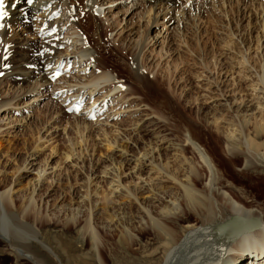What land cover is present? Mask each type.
Here are the masks:
<instances>
[{
  "label": "rangeland",
  "instance_id": "rangeland-1",
  "mask_svg": "<svg viewBox=\"0 0 264 264\" xmlns=\"http://www.w3.org/2000/svg\"><path fill=\"white\" fill-rule=\"evenodd\" d=\"M148 1L98 0L95 11L91 10L94 11L93 14L88 13L89 21L85 17L75 18L83 26L88 27L86 36L91 45L87 52H90V55L101 56L102 61L108 65L105 69L109 71V77H113L114 80L111 83L105 82L101 85L102 89L93 88L94 91H91L90 86H85L86 88L82 90L86 91L84 95H88V101L91 94L93 107L95 105V110H98L96 118H88L85 116L86 112L73 115L64 108V97L61 96L62 93L71 90L68 93L72 97L73 93L78 91V87H81L79 85L74 87L75 83L90 80L94 74L101 75L102 69L97 68L96 64L86 68L83 63L77 61L79 66L71 72L58 81L43 85L34 93L29 91L30 85L8 82L3 77L4 73L0 72L2 80L0 102L9 101L24 92L23 96L13 101L12 106L0 109V142L3 145V148H0V175L7 171L12 176L23 162L34 163L28 171L21 170L20 173L25 174L22 179L23 187L19 188L21 190L15 193V197L32 196L33 199H38L42 196L45 200L44 233H40L35 223L32 225L33 229L41 235H38V239L25 238V241L38 247L37 257L46 264H83V260H86L87 264H146L145 257L151 258L153 250L163 249L166 241L158 239L156 232H152L154 229L151 228L148 211L154 219L161 220L164 215H168L169 218L179 216L180 209L183 208L180 205V190L176 188L178 184L168 178L163 171H154L151 168L157 163L160 167H167L169 172L180 169L179 174L185 176L181 177L182 182H187L189 166L187 162L181 161L184 157L174 151L179 146L170 149L169 143L164 144L165 151L160 153L155 147V142L163 137L171 139L178 136L182 146L189 150L187 158L191 159V153L194 151L195 164L208 168L193 150L192 143L187 140L189 133L185 123H193L200 127L198 130L200 139L205 141L206 146L214 152L218 161H221V168L232 174L233 181L230 180L229 184L234 185L237 190L243 186L240 179L234 175L239 169L228 162L225 144L211 138L207 128L201 125L198 115L202 113V116H207L210 112L213 114L207 118L213 120L216 114L220 118L219 122L223 120L224 128L233 121L243 120V116L252 121L264 120V92L261 90L262 84H259L261 76L264 78V13H261L264 0H247L248 3L253 1L248 7L238 3V0L218 2L179 0L175 7L168 9L164 5H159V8L152 10ZM87 3L89 4V0ZM231 3L239 4V9L243 12L242 17L241 13L239 17L230 12ZM84 5L85 2L82 0L76 10L88 12ZM61 10L63 14L64 9L60 8L51 15L54 16L52 17L54 21L64 28L62 32L64 37L62 34L60 37L58 35L62 45L58 48L59 53L55 58L69 57L70 60H74L77 54L74 53L76 44L73 42L77 37L72 36L74 30L65 17L63 15L59 17ZM41 15L40 13L38 17L28 18L26 23L19 19L10 20L7 26L11 31L9 37L13 39L21 37L25 42L36 45L35 48L38 50L43 43L40 40L45 36L41 33V28H46L45 24H48L41 21ZM93 15H100L101 22L107 27L100 40L95 33L96 27L99 26V18H93ZM86 36L79 38L86 40ZM224 43L228 44V48ZM77 46L79 49L80 45ZM118 46L122 47L120 52L116 50ZM7 50L6 45L5 52ZM41 51L43 50L39 49V52ZM135 53L137 57L139 56L141 65L139 75L141 74L148 83L146 86L139 83L136 71L132 67ZM221 60L225 66L231 63L232 68L226 66L224 71H219L221 69L215 65ZM56 63L54 62V65ZM3 70H6V67ZM26 72L31 74V71ZM115 82H118L119 89L114 87L111 90ZM216 82L221 86V92L216 90ZM32 84L41 86L43 83L35 78ZM241 84L242 92L233 94L232 90ZM70 85L72 87H69ZM131 89L134 94L131 93ZM222 90L226 97L222 96ZM186 93H189L190 98L185 99ZM228 98L231 99L229 102L226 101ZM190 106H194L193 109ZM242 108H245L243 109L245 111L240 112ZM212 132L221 135L215 126ZM115 141H119L121 147L115 144ZM122 151L130 163L126 169L118 168V174L122 173L126 185L125 187L120 185L118 188L116 182L111 186L107 185L114 175L106 177L103 172H106L105 169L109 165L111 167L108 169L115 172L117 164L119 167L122 162L120 158ZM66 156L69 158H65ZM134 162L138 163L137 167ZM112 164L116 165L115 169H113L115 165ZM139 166L143 177L129 178V174L136 173ZM38 171H43L41 177ZM210 172L217 173L215 168ZM18 174L19 172L15 177ZM208 174H204L205 186L209 185ZM129 190L136 191L139 196L143 194V197L135 200ZM86 192L88 199L85 197ZM104 198L111 206H116V209L124 208V214L119 213L117 216L112 212H106L102 217L103 211L100 208L106 202ZM84 199L88 204H84ZM79 203L85 206L81 208ZM258 203H263V200L260 199ZM179 205V211H171L173 207ZM38 208L42 210L43 207ZM74 214L75 218L81 220L78 224H73ZM86 220L90 222L93 230L102 232L98 236L99 241H92L89 233L85 231ZM192 223H196L194 219L180 224L186 228ZM139 232L146 234L140 238ZM101 234H105L104 237H113V240L106 245ZM6 237V234L0 233V264H5L6 259L3 257L5 254L11 255L7 258L6 264H39L32 256L26 258L23 252L18 251L21 256L18 258V254L11 252L17 248L8 243ZM15 237L17 239V236ZM131 238L134 242L130 241ZM18 240L24 241V238L20 239L18 236ZM109 244H114L113 248L110 246L112 249L107 247ZM124 249L135 250L136 254L128 255ZM100 250L104 251L103 263L99 255ZM111 250L116 253L113 254ZM43 254L50 257V262ZM161 256L162 253L150 264H158Z\"/></svg>",
  "mask_w": 264,
  "mask_h": 264
},
{
  "label": "bare ground",
  "instance_id": "bare-ground-1",
  "mask_svg": "<svg viewBox=\"0 0 264 264\" xmlns=\"http://www.w3.org/2000/svg\"><path fill=\"white\" fill-rule=\"evenodd\" d=\"M29 1L30 0H2L3 2L2 11L4 14L3 16H0V72L4 73L3 76L4 79L8 80V82H13L18 84L22 83V84H27L28 86L30 85L31 87L29 91H31V93L38 91L41 87H43V85L51 81V78L54 76V71H52V69L54 66L58 65L60 61V57L58 58L57 61L55 60L56 54L58 55L59 53L58 48L61 47L62 45V42L58 39V35L60 37V34H62V32L64 31V28L59 26L60 23L56 22V20L54 21V19L52 18L54 16L51 15L53 12H56L60 8H62L64 9V13L62 14L63 17H65L67 22H69V25H71L72 30H74V34H72V36L74 35L73 37H77L76 39L74 38L76 41L73 42L76 44V50L74 51V53L77 54V57L74 58V62L77 63L78 61V63H83V65L86 68L91 64H96L97 68L102 69L101 75L94 74L93 77L90 76L91 77L90 80L84 81L82 83L80 82V84L75 83L76 85H73L74 87L77 85L81 87H78L79 88L78 91L76 90V93L73 94L82 93L84 95V92L86 91L82 92V90L87 86H90L89 88L91 89V91H94L92 90L93 88L96 90H98V88L102 89L103 87H101V85H104L105 82H109V83H111L112 81L114 82V80L112 79L113 77L112 78L109 77L110 73L109 71H107V69H105V67H107L108 65L106 66V63L102 61L103 59L101 58V56H98V54L90 55V52L89 53L87 52L90 50L89 45H91V42L86 36V34L88 33V27L83 26L79 20H75L76 16L85 17V19L87 20L89 18L88 13L93 14V12L95 11L98 0H89V4L87 3V0H83L85 2L84 8L87 7L86 9H88V12L84 11L83 13L81 11L78 12V10H76L77 5L82 0H36V2L33 3V5L32 4L30 5ZM211 1L214 0H210L209 2ZM215 1L218 2V0ZM148 2H149L148 4H150L151 10L157 7L159 8V5L161 6L164 5L169 9L171 7H175L179 2V0H149ZM246 2L247 0H238V3H242L246 7H248V4L250 5V3L251 4L253 3V1L250 3L248 2L246 3ZM237 4L232 5L231 3L230 12H232L233 15L239 16L242 11L239 9L240 8L239 4L238 6ZM73 5H76L74 6L75 7L74 10L72 9ZM97 8H98L97 10H99V7ZM262 8H263V12L261 13H264V5L262 6ZM262 8L260 7V9ZM202 12L203 11H200V13ZM40 13L42 14L40 16L41 21H43L44 23H48L46 28L45 27L41 28L42 30L41 33L45 35L48 34V32L50 31H54L53 36L51 37L47 36L44 37L43 40H40L43 41V43L39 49H42L43 51L39 52V49L36 50L37 48H35L36 45L34 46L32 42L29 43L27 41L25 42V40L22 39L21 37L15 39L9 37L11 31L7 29V26L10 23V20L19 19L21 22L24 21L26 23V20L28 18L31 19L32 17H38V14ZM242 13H241V17H242ZM92 17L95 19L99 18L100 24L98 23L99 26L96 27L95 33L98 35L100 40L102 39L103 32L107 27H105L106 25L101 22L100 15H93ZM154 19L156 22V17ZM27 27L29 28V25ZM110 27L113 28L112 25ZM80 36L81 37L86 36V40L80 39L79 38ZM6 45L8 46L7 52H5ZM77 45H80L79 49ZM222 45L223 43L221 42L220 46ZM224 46L228 48L227 43H224ZM120 48L122 47L118 46L116 47V50L120 52L119 51ZM136 53L133 55L134 57L132 59L133 60L132 67L136 71L135 74L136 77L138 78L139 83H142L144 86H146L148 85V83H146L145 80L141 77V74L139 75V72L141 71L140 70L141 65L138 59L139 56L137 57ZM68 55H70V53ZM122 55L125 57L124 54H121V56ZM54 62H57L56 65H54ZM223 62L224 61L221 60L215 65L218 66L219 69H221L219 71H224L226 66H228L230 69L232 68L231 67L232 65H230L231 63L225 66V63ZM51 65L52 67L50 68ZM5 67L6 70H3ZM26 71H31V74H29ZM35 78L43 84L41 86L33 85L32 82H34ZM260 80L261 83L259 84H262L263 87L261 90H263L264 92L263 76H261ZM0 83H2V80H0ZM252 85L254 84L252 83ZM242 86L243 84L236 86V88L232 90L233 94L234 93L236 94V92L238 93L242 92L243 90ZM69 87H72V85H70ZM114 87L119 89L118 82L112 84L111 90ZM215 87L216 90L219 91L221 86L218 85V82H216ZM131 90H132L131 93H133V89ZM222 94H223V90H222ZM20 96L16 98L14 97L13 99L6 101L4 103L0 102L1 103L0 109L12 106L13 101L19 99ZM222 96L226 97L225 94H223ZM188 98H190L189 93H186L185 99ZM229 100L231 99L228 98V100L226 101L229 102ZM72 103L73 101L71 102V104ZM258 103L260 102L258 101ZM190 107L191 109H193L194 106L193 107L190 106ZM67 108H69V105L67 106ZM238 108L240 109V107ZM243 109L245 108H242L240 112ZM208 113L209 114H207V116L204 115L202 116V113H200L201 115L200 114L198 115L199 121L201 125H203V127L207 128V131L211 135V138L221 141L225 144L227 155L229 156L228 162L232 164L233 167H235L236 169L237 168L239 169L238 170L239 172L237 171L238 173L234 175H236L240 179L239 181L243 183L242 184L243 186L241 187V189L237 190L236 188L233 187L234 185L232 186L229 184L230 180L233 181L232 174L224 171L221 168L220 165L221 161L220 162L218 161L219 159L214 154V152L206 146L207 144L205 143V141L203 142L200 139L199 137L200 135L198 134V130H200V127L195 126V124L185 123L184 121V123L188 128V133H189V138H187V140H189L192 143V145L194 146L193 150L197 152L200 160H202L205 164H207L208 168L205 166L199 167L195 164L196 160L194 157L196 156L194 154L195 152L192 150H190V152L191 151L193 152L191 153L192 158L191 159L187 158V153L189 152V150L184 148V146H182L180 140H178V136H173V138L171 139L169 138L167 139L166 137L165 138L163 137L159 139L157 142H155L156 146L155 145L154 146L159 150L160 153L162 151H165L164 150L165 148L163 147L164 144L169 143L170 149L173 146H179L178 148L176 147L174 151L178 152L181 156L184 157V160L181 161H185L188 163L189 167L188 166L187 167L189 169L188 168L187 169L189 170V172H188V176H186L187 182H182L181 177H183L184 175L182 176L181 174H179L180 169L176 170L177 172L174 170H173L174 172L171 170H170L171 172H169L167 167H162V166L160 167V165L157 164L156 162H155L156 166H153L151 168L154 171H160V172L163 171L164 174L168 176V178L172 179L173 182L178 184V187L176 188L180 190V195H181L180 205L182 206L183 209H180V205L173 207L171 211L174 212L179 211L180 209L179 216L177 217L175 216L174 218H169L168 215H164L163 219L161 220L154 219V217H152L148 211V215L151 217L150 220L152 224L151 228L154 229V231L152 232H156L158 239L163 241L165 240L166 242L163 249L153 250V256L151 258L145 257L146 264L152 263L151 262L152 260L156 261V259H158L157 258L158 255L161 253L162 256L158 264H242V263L264 264V120L261 119V120L252 121L250 118L247 119L245 116H243V120L233 121L224 128V126H222L223 120L219 122L220 118L216 114H214L213 120H210L207 117L208 115L213 113L210 112ZM79 121L80 120H78V125H80ZM209 122L211 123L210 126H209ZM83 124L85 125V121ZM213 126H215L216 130H218L221 133V135H215L212 132ZM86 127H88V124H86ZM114 143L120 146L119 141H115ZM151 145L148 146L150 147ZM111 146L112 145H110L109 147L111 148ZM0 148H3L2 142H0ZM124 150L127 151L126 148ZM123 151L120 153V158L122 159L121 160L122 162H120L119 167L118 164L116 163L117 169H115L116 165L112 164L115 165L113 168L115 169V172L112 171V169L110 170L108 169L109 167H111L110 165L108 166V168L106 167L105 169L106 172H103L104 174H106V177L108 175L110 176L114 175L112 180L109 181L110 184L107 182L108 183L107 185L111 186L116 182L118 188L120 187V185H123V187L126 186L124 184V179H122V173L118 174V168L119 170H122V167L126 169L127 166H129L128 164L130 163L129 160L127 161L126 154L123 153ZM65 158H69V156H66ZM111 161H113V159H111ZM134 163H135V167H137L138 163L137 162ZM31 165L33 166L34 163L23 162L21 166L16 168L12 176L11 173L8 174L7 171L6 172L4 171L5 173L3 175H0V233L6 234L7 235L6 240L8 241V243H10L15 248H17L15 250H11V252L18 254L17 255L18 258L21 257L19 252H23V254L26 255V258H28V256L30 257L32 256V258H34L37 263L46 264L44 263V261L38 259L37 257L38 255L37 252H39L37 249L38 247L36 248L31 243L25 241V238L28 239L29 237H34L38 239V235L41 232H43L44 226H46L43 218L45 213V207H44L45 200H43L42 196H39L38 199H33L32 196L31 197L27 196L28 198H22L21 196L15 197V193L20 192L21 189L19 188L23 187L22 179L24 178L25 174H21L20 172H22L23 170L28 171ZM214 168L217 171V173L211 174L212 172L210 171H213ZM94 169L95 167H93L92 170ZM134 169L136 170V168ZM17 172H19V174L17 177H15ZM42 172L43 171L39 172L40 177ZM207 172H209V174ZM204 174L205 175L208 174L207 175L209 179L208 186L203 185ZM137 176L139 177V179L143 177V173L141 171L140 166L137 169L136 173H131L129 174L128 177L131 179H135ZM115 179H117V181H115ZM120 180H122V182ZM103 181L105 180L103 179ZM148 182L149 181H146V183ZM129 193L135 197V200H139V197H143V194L139 196V194H137L136 191L133 192L132 190H129ZM85 197H87L86 199H88V193L86 194ZM104 199L106 202L100 208L103 211L102 217H104L103 215L106 214V212L108 213L112 212L114 215L117 216H119V213L124 214L125 212L124 208L122 209L120 207L119 209H116L117 208L116 206L113 205L111 206L107 202L106 198ZM260 199L263 200V203L261 204L258 203ZM83 202H85L84 204H88V202L85 199L83 200ZM81 204L82 203L78 204L79 207L81 206ZM84 206L85 205H82L81 208H83ZM38 207L41 208L43 207V208L42 210H40V208ZM216 207L218 208V210ZM193 219L195 220L196 223L189 224L186 226V228L181 227L180 223H182L183 221H191ZM73 221H72L73 224L74 223L78 224L79 222H81L80 219L75 218V214ZM86 221L84 223L85 231L89 233V236H91L92 241L94 240L95 242L99 241L98 236L102 232L100 231L98 232L95 229L93 230V227L91 226L90 222L88 220ZM35 223L40 233H36L34 231L32 225ZM139 233L140 234L138 236H140V238H142L143 235L146 234V232H139ZM101 235L102 237H104L105 234L104 235L101 234ZM15 236H17V239ZM18 236L20 239L24 238V241L18 240ZM104 238H105L104 243L106 245L107 242L113 240V237L110 236ZM130 241L134 242L132 241V238ZM135 242L137 243L138 241ZM113 245L114 244L112 245L109 244V246L107 247L112 246L113 248ZM124 251L128 255L136 254L135 250L130 251L129 249H124ZM111 252L113 254L116 253V251L113 252L112 250ZM103 254L104 251L100 250L99 255L102 258V263L104 260ZM43 255L45 258L47 257L48 261L50 262V257L46 254ZM3 257L6 259L5 262L6 264L8 262L7 258L11 257V255L5 254L3 255ZM82 262L83 264L84 263L87 264L86 260H83Z\"/></svg>",
  "mask_w": 264,
  "mask_h": 264
},
{
  "label": "snow or ice",
  "instance_id": "snow-or-ice-1",
  "mask_svg": "<svg viewBox=\"0 0 264 264\" xmlns=\"http://www.w3.org/2000/svg\"><path fill=\"white\" fill-rule=\"evenodd\" d=\"M2 8H3V2L2 0H0V16H3V11H2Z\"/></svg>",
  "mask_w": 264,
  "mask_h": 264
}]
</instances>
